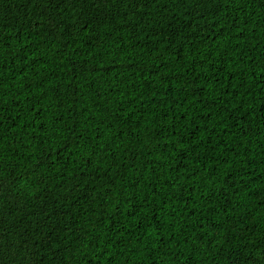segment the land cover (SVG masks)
I'll use <instances>...</instances> for the list:
<instances>
[{
  "label": "trees",
  "instance_id": "1",
  "mask_svg": "<svg viewBox=\"0 0 264 264\" xmlns=\"http://www.w3.org/2000/svg\"><path fill=\"white\" fill-rule=\"evenodd\" d=\"M0 264H264V0H0Z\"/></svg>",
  "mask_w": 264,
  "mask_h": 264
}]
</instances>
